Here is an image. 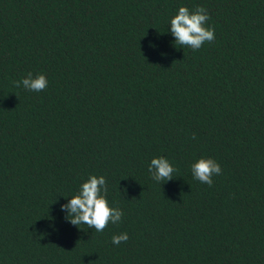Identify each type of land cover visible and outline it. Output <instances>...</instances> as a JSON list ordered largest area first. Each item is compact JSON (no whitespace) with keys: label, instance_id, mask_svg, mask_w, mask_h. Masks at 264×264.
<instances>
[{"label":"trees","instance_id":"16d2710c","mask_svg":"<svg viewBox=\"0 0 264 264\" xmlns=\"http://www.w3.org/2000/svg\"><path fill=\"white\" fill-rule=\"evenodd\" d=\"M198 6L193 51L169 27ZM91 175L123 212L102 232L61 210ZM0 264H264V0H0Z\"/></svg>","mask_w":264,"mask_h":264},{"label":"clouds","instance_id":"9594fccd","mask_svg":"<svg viewBox=\"0 0 264 264\" xmlns=\"http://www.w3.org/2000/svg\"><path fill=\"white\" fill-rule=\"evenodd\" d=\"M209 19L204 7L198 6L192 12L187 7H180L170 20V34L175 38L176 44L190 47L193 51L198 50L205 42L211 43L215 40V29L205 26ZM13 86L40 92L47 88L48 81L42 74L33 78L29 72L26 78L14 81ZM192 138L195 139V135ZM174 171V167L165 157L152 158L148 166V172L156 182L173 179ZM191 172L195 180L211 187L212 177L222 174V169L215 160L201 158L191 165ZM107 191V181L103 176H89L69 202L61 206V210L67 213L65 220L76 227L87 225L89 229L94 228L97 232H102L109 223H119L123 212L119 208L109 206ZM127 240V233H122L114 235L111 243L118 246Z\"/></svg>","mask_w":264,"mask_h":264}]
</instances>
